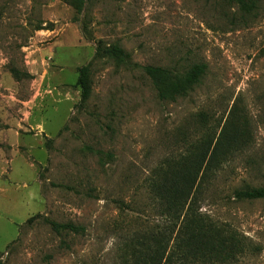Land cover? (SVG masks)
<instances>
[{"label": "rangeland", "instance_id": "374dc122", "mask_svg": "<svg viewBox=\"0 0 264 264\" xmlns=\"http://www.w3.org/2000/svg\"><path fill=\"white\" fill-rule=\"evenodd\" d=\"M246 1L0 0V264H118L123 239L162 225L157 170L218 136L200 211L240 242L232 264H264V200L232 195L264 187V0ZM196 65L174 101L142 70Z\"/></svg>", "mask_w": 264, "mask_h": 264}, {"label": "trees", "instance_id": "16d2710c", "mask_svg": "<svg viewBox=\"0 0 264 264\" xmlns=\"http://www.w3.org/2000/svg\"><path fill=\"white\" fill-rule=\"evenodd\" d=\"M227 2H236L242 10L249 8L246 0ZM106 54L120 61L124 57L118 49ZM142 70L160 101L187 96L205 74L203 65L193 66L182 74L161 67L146 66ZM77 72L76 87L81 91L83 103L90 95V67H80ZM219 138L203 141L202 149L192 160L166 163L157 170L149 192L164 219L162 225L123 239L118 264H232L240 242L234 239L229 228L217 225L200 211L201 202L210 189L209 183L216 174L215 165L229 153L230 144H222V137ZM232 195L237 201L264 200V187L235 190ZM48 224L56 233L77 231L70 224Z\"/></svg>", "mask_w": 264, "mask_h": 264}]
</instances>
